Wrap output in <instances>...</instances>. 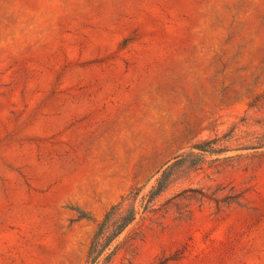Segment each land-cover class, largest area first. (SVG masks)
Wrapping results in <instances>:
<instances>
[{"label": "rangeland", "instance_id": "rangeland-1", "mask_svg": "<svg viewBox=\"0 0 264 264\" xmlns=\"http://www.w3.org/2000/svg\"><path fill=\"white\" fill-rule=\"evenodd\" d=\"M164 170L98 264H264V0H0V264H88Z\"/></svg>", "mask_w": 264, "mask_h": 264}, {"label": "trees", "instance_id": "trees-1", "mask_svg": "<svg viewBox=\"0 0 264 264\" xmlns=\"http://www.w3.org/2000/svg\"><path fill=\"white\" fill-rule=\"evenodd\" d=\"M200 147L201 144H195L191 149L201 151ZM165 171L147 194L141 195V186L134 187L110 205L98 222L91 238L87 252L88 264H98L101 260L102 262H109L116 251V246L111 249V245L138 216L149 210L152 201L165 189Z\"/></svg>", "mask_w": 264, "mask_h": 264}]
</instances>
